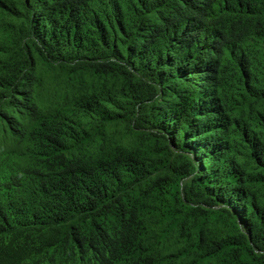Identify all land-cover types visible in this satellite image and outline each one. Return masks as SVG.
Returning <instances> with one entry per match:
<instances>
[{
	"label": "trees",
	"instance_id": "16d2710c",
	"mask_svg": "<svg viewBox=\"0 0 264 264\" xmlns=\"http://www.w3.org/2000/svg\"><path fill=\"white\" fill-rule=\"evenodd\" d=\"M0 264H264V0H0Z\"/></svg>",
	"mask_w": 264,
	"mask_h": 264
}]
</instances>
